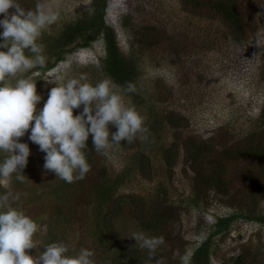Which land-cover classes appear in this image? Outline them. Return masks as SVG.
Listing matches in <instances>:
<instances>
[{
	"label": "rangeland",
	"instance_id": "1",
	"mask_svg": "<svg viewBox=\"0 0 264 264\" xmlns=\"http://www.w3.org/2000/svg\"><path fill=\"white\" fill-rule=\"evenodd\" d=\"M105 1L104 24L112 29L119 52L137 66L135 92L126 93V103L134 104L145 116L147 128L148 122L172 112L185 119L175 137L179 142L189 137L238 147L247 135H252V142L247 140L246 145H264V0H233L231 9L237 11L238 17L232 21L212 14L202 0ZM37 3L59 14L40 37L46 63L8 80L14 83L22 76L35 80L37 93L43 97L37 105L39 109L55 86L48 83L50 79L53 83L63 82L86 73L89 81L96 83L108 76L101 69L105 56L102 36L90 41L87 38L96 28L99 4L94 5V0H22L26 9H34ZM82 107L74 109L73 114ZM109 129L115 130L111 124ZM158 129L148 128L142 134L147 139L138 138L139 144L133 150L115 148L108 154H99L91 134L86 141L98 153L91 163L93 174L102 168L107 179L121 175L114 198L121 196L126 203L133 202L132 196L141 201L154 200L173 211L155 230L160 234L133 226L124 231L126 243L136 244L132 233L143 230L150 236L164 237L157 253L166 258L167 264H181L180 255L185 253L191 254V264H224L238 255L244 264H264V159L241 157L229 164L226 180L230 181L229 195L233 197L231 208L213 191L195 206L190 202L192 175L184 173L181 159L170 172L161 161L160 149L175 140L173 131ZM29 134L30 130L19 139L30 148L22 174L32 183L20 182L13 175L0 182V193L23 194L19 201L11 203L37 221L40 227L35 238L41 242L42 251L49 243V207L60 200L46 192L53 185L54 173L43 167L46 153L28 139ZM150 138L154 141L151 145L147 144ZM136 154L149 157L146 162L150 169L145 175L138 172ZM5 156L7 153L0 152V161ZM73 188L77 192L82 189ZM74 194L71 190L66 198ZM88 196L61 200L62 206L68 203V208L57 232L70 246L69 254L90 248L95 252L96 264H112V251L99 248L92 236L97 212ZM73 200L79 207H74ZM236 211L241 214L233 222L216 224ZM26 251L36 255L38 249ZM144 259L132 264H149V257Z\"/></svg>",
	"mask_w": 264,
	"mask_h": 264
},
{
	"label": "clouds",
	"instance_id": "2",
	"mask_svg": "<svg viewBox=\"0 0 264 264\" xmlns=\"http://www.w3.org/2000/svg\"><path fill=\"white\" fill-rule=\"evenodd\" d=\"M58 15L43 3L26 9L22 0H0V152L7 153L0 161V182L13 175L20 182L28 180L22 172L30 148L19 138L29 130L28 139L46 153L43 167L68 183L84 179L91 169L86 143L90 134L94 150L104 154L121 148L122 142L147 139L142 135L149 131L145 116L134 104L126 103V93L135 91L131 84L124 88L110 77L92 83L86 73L63 82L53 83L50 79L48 83L55 86L37 109L43 97L37 93L35 80L22 76L9 82V77L46 63L40 37ZM81 106L82 111L74 115L73 110ZM110 124L115 131L110 132ZM22 195L0 193V264H96L93 249L80 248L71 255L65 242L48 243L39 251L41 242L35 236L40 226L11 203ZM131 238L148 251L149 264H167L165 257L156 255L164 244L163 236H150L140 230ZM34 248L38 249L36 255L26 251ZM180 261L191 264V254L180 255Z\"/></svg>",
	"mask_w": 264,
	"mask_h": 264
},
{
	"label": "trees",
	"instance_id": "3",
	"mask_svg": "<svg viewBox=\"0 0 264 264\" xmlns=\"http://www.w3.org/2000/svg\"><path fill=\"white\" fill-rule=\"evenodd\" d=\"M232 3L233 0H202V4L208 8V11L227 21H232L238 17L237 11L235 12V10L233 11L231 9ZM98 4L100 8L97 25L93 33H90L87 38L90 41L94 40L97 36H102L104 40L105 56L101 61V69L105 75L124 88H127L129 84L134 86L135 79L137 78V66L132 59L123 56L119 52L112 29L104 24L106 1L94 0V5L97 6ZM134 92L135 91L128 92V94L133 95ZM133 99L135 100V95ZM184 121L185 119L179 114H173L171 112L162 115L161 120H155L147 124L151 131L163 127L165 130L168 129L169 131H173L174 138H178L177 132L184 126ZM251 137L252 135H247L238 147H236V144L225 146L215 145L212 144L211 139L208 141H195L186 137L182 139V142H179L175 138L173 142L160 149L162 155L161 161L170 172L173 170L178 159H181L184 173L190 172L192 175V196L190 202L193 205H198L200 202L199 200L203 202V199L208 198V193L213 191L214 195L218 196L223 204L231 208L233 206V203H231L233 197L231 198L229 195L230 181L226 180L229 164L241 157L250 158L256 156L264 159V145H246L247 140H249L248 142H252ZM137 142L138 138L131 143L122 142L123 146L121 148L133 150V148L139 144ZM147 142V144L151 145L154 141L150 138ZM90 146L91 145L87 144V159L91 164L96 160L98 153L90 149ZM100 153L101 152H99V154ZM147 157L148 156L144 154H136V158L138 159L136 161V167L138 172L142 175H145L150 169L148 168V162H146ZM91 170L92 167L84 179L75 180L72 183H68L56 177L53 172L55 180L52 182L53 185H50L51 189L46 192L48 196L53 197L52 199L60 200V202L58 201L56 204L49 207L48 233L46 236L49 239V243L57 241L64 242V238L63 236L60 237L57 228L63 226V214L64 210L68 208V203L64 205L63 202L64 206H62L61 200L65 201L69 199V197L79 200L89 195L90 197L88 196V198L94 205L93 211L97 212L95 215L96 218L94 219L95 224L93 229H95L92 236L99 248H106L112 251L113 255L109 256V261L112 264H132L137 259H144V256H148V251L146 249H141L139 245H135L133 242L126 243L125 237L127 236L124 235V231L136 226L142 227L143 230L145 228L146 231L148 230L149 233L153 235L160 234L155 230L160 228L158 226H163L167 221V216L170 212L169 206H163L162 203V206H159L154 200L153 202L144 201L145 199L141 201L140 198L134 196H132V203H126L127 201L125 202L123 197L120 199L121 196L116 199L114 197L121 175H115L113 179H107V175H105L106 170L100 168V170L94 174ZM73 187H82V189L78 191H81V194ZM71 190H73L75 194L66 198V194H69ZM157 197L160 198L156 195V198ZM73 202L74 207H79L78 202H75V200H73ZM163 202H165V200ZM131 205H133L132 208ZM172 212L170 213L172 214ZM240 214L241 212L239 211L232 212L226 215L224 219H219L216 224L220 226L225 221L229 223L233 222ZM156 255L158 256V253ZM224 264L244 263L241 256L238 255Z\"/></svg>",
	"mask_w": 264,
	"mask_h": 264
}]
</instances>
